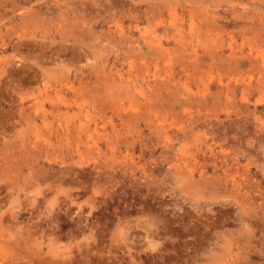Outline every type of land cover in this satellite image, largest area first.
<instances>
[{
    "label": "rangeland",
    "instance_id": "rangeland-1",
    "mask_svg": "<svg viewBox=\"0 0 264 264\" xmlns=\"http://www.w3.org/2000/svg\"><path fill=\"white\" fill-rule=\"evenodd\" d=\"M0 202V264H264V0H0Z\"/></svg>",
    "mask_w": 264,
    "mask_h": 264
},
{
    "label": "bare ground",
    "instance_id": "bare-ground-1",
    "mask_svg": "<svg viewBox=\"0 0 264 264\" xmlns=\"http://www.w3.org/2000/svg\"><path fill=\"white\" fill-rule=\"evenodd\" d=\"M56 6V5H55ZM46 7V6H45ZM64 7V6H63ZM47 10V9H46ZM45 10V11H46ZM171 10H172V8H171ZM47 12V11H46ZM49 12H47V14H48ZM65 13V12H64ZM54 14V13H53ZM171 14V13H170ZM78 15V14H77ZM67 16H68V14H67ZM69 18V17H68ZM62 23V22H61ZM179 28V27H178ZM198 29V28H197ZM185 39V38H184ZM186 40V39H185ZM44 44H45V42H44ZM160 44V43H159ZM67 47V46H66ZM160 47V46H159ZM76 48V47H75ZM68 49V48H67ZM54 50V49H53ZM56 50V49H55ZM162 51V50H161ZM73 52V51H72ZM48 53V52H47ZM52 53V52H51ZM58 53V52H57ZM53 54V53H52ZM55 55V54H54ZM48 57V56H47ZM11 62V61H10ZM46 64V63H45ZM13 65V64H12ZM6 69V68H5ZM8 72H10V71H8ZM1 203V202H0Z\"/></svg>",
    "mask_w": 264,
    "mask_h": 264
}]
</instances>
